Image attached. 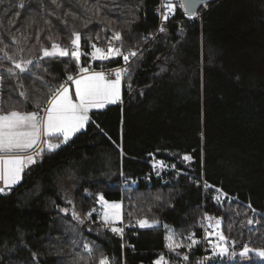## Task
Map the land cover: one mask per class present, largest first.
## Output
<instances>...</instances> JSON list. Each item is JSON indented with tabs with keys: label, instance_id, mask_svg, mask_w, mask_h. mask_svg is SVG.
I'll return each instance as SVG.
<instances>
[{
	"label": "trees",
	"instance_id": "16d2710c",
	"mask_svg": "<svg viewBox=\"0 0 264 264\" xmlns=\"http://www.w3.org/2000/svg\"><path fill=\"white\" fill-rule=\"evenodd\" d=\"M19 2L0 0V37L10 55L20 49L25 59L42 55L37 34L46 47L49 35L70 47L73 29L81 32L84 53L91 43L103 45L113 30L121 32L125 53L137 47L139 52L129 62L132 90L126 76L122 103L94 109L85 130L59 149L45 151L18 184L0 194V264H96L101 256L110 264H146L161 256L195 264L200 248L169 251L164 225L187 245L202 203L238 248L246 241L264 248V0H220L202 6L195 18L177 9L165 32L159 31V0H100L106 7L99 16L86 13L83 0H60L61 8L51 0H24L21 9ZM89 16L93 23L84 28ZM32 20L36 23L29 27ZM108 21L111 29L105 31ZM0 60L10 64L3 53ZM122 62V57L101 62L81 56L82 66L94 69ZM29 67L31 74H19L29 96L22 105L17 78L0 69L4 102H17L21 111L33 110L32 100L48 91L38 76L55 86L77 71L68 57L34 61ZM185 155L192 160L184 161ZM157 161L173 163L174 170L156 176ZM205 181L213 187L202 188ZM214 187L230 199L217 203ZM97 194L122 201L123 238L103 226L96 213L90 220L85 217L97 207ZM73 206L83 223L72 219ZM141 218L159 224L134 226ZM248 219L254 223L247 224ZM254 256L219 264H264Z\"/></svg>",
	"mask_w": 264,
	"mask_h": 264
},
{
	"label": "snow or ice",
	"instance_id": "6c2138e0",
	"mask_svg": "<svg viewBox=\"0 0 264 264\" xmlns=\"http://www.w3.org/2000/svg\"><path fill=\"white\" fill-rule=\"evenodd\" d=\"M51 3L56 8L63 7L60 0H51ZM207 0H161L160 6L157 11L161 15V24L159 27L160 32L166 31V22L175 15L177 9L181 10L185 16L195 18L198 14V6L205 5ZM84 8L86 13H91L93 16H99L106 5L102 4L100 0H96L95 4L89 5L88 0H83L80 5ZM18 8L25 7L24 0H20L17 5ZM140 5H136L138 9ZM162 10V11H161ZM49 12L48 15H53ZM18 15V13H17ZM65 15H72L74 19L78 17L71 12ZM103 21H97L102 23ZM132 22H135L134 19ZM11 23V22H10ZM36 23L32 20L29 24ZM45 23L51 25V20H45ZM93 23L91 17L85 19L83 27L88 28ZM112 21H108L105 31L111 29ZM10 39L13 43L18 42L19 37L11 35ZM28 39V37H24ZM35 39L39 44L38 51L42 53L40 56H35L25 59L20 53L24 50L20 49L18 53L9 54L7 51L8 45L4 44L3 38L0 37V53H3L4 59L10 62L5 65L3 60H0V69L7 72L11 77H16L18 80V88L20 89L18 95L23 98L21 105L27 103L29 100L28 91L25 89L22 80H19V74H31L30 65L44 59H61L68 57L75 61L77 71L75 74H67L64 81L58 85L53 86L48 81L44 80L43 76L37 78L43 81L44 86L48 89L47 93L43 96H36L33 100V110L21 111L17 106V102L13 101L11 104L6 105L3 99V92L0 90V194H6L13 186L18 184L22 179V173L25 169L36 163L42 157L45 151H54L59 149L61 145L67 144L68 141L76 134L86 129V126L92 122L90 113L95 109H104L107 105L122 103L121 88L122 80L128 77V90H132L129 69L131 67L129 61L131 58L136 57L139 48H129L125 53L123 49V38L120 31H112L111 38L107 41L106 48L98 47L96 43H91V53H84L81 51V32L73 29L69 37L70 47L64 46L53 39L51 35L47 37L50 47H46L40 42V35L37 34ZM96 39L99 40L100 36L97 34ZM91 40V37L88 38ZM113 41L120 42V46H115ZM88 55L91 60H109L110 58L122 57L127 67L115 68L109 72L95 71L91 65L85 67L81 64V56ZM3 77H0V81ZM74 85V88H70ZM38 91V90H37ZM11 100V96H9ZM99 128V125H96ZM102 131V130H101ZM184 161H191L190 155L183 156ZM160 167H163V162H158ZM155 167V165H154ZM173 167H175L173 165ZM159 174V173H157ZM205 188H211L206 181L204 182ZM97 203L100 205V222L103 226L107 227L112 233L123 238L124 227L116 226L117 222H123L122 204L119 202H109L105 199L103 194H97ZM222 198L230 199L227 193L221 189H216V195L213 199L217 203L222 202ZM156 199H160L157 197ZM72 204L71 200L67 201ZM255 213L256 209L252 208L251 204L248 205ZM62 212L68 214L69 209H61ZM97 212L96 208L90 209L84 215L87 219H91L93 214ZM72 219L83 223L80 213L75 210V206L71 211ZM204 219L213 220L215 218L209 217L205 214ZM254 223L253 219H248L247 224ZM159 224V221H149L146 218L137 219L134 226L141 229L154 228ZM221 221L215 219L214 230L208 232V237L215 236L216 240L213 242L208 239V243L212 248L214 256H229L235 258L237 253L229 249V237L220 230ZM133 226V225H129ZM169 229L168 225H164ZM176 233L170 229L165 236L166 247L169 251L175 252L176 249L187 247L191 249L199 241L195 239V234L190 233L186 239L190 241L187 245L182 244L176 238ZM75 243V241H73ZM235 243L234 241L232 242ZM84 249L88 252L92 251V246L88 243L83 245ZM249 253H254L261 260H264V248H250L247 244L243 245V250L238 253L240 257H248ZM35 257V254H33ZM208 257L207 259H211ZM83 259V257H80ZM188 260V256H184ZM96 264H110V260L106 256H101ZM155 264H169L167 260L161 256Z\"/></svg>",
	"mask_w": 264,
	"mask_h": 264
},
{
	"label": "built area",
	"instance_id": "2783aa9c",
	"mask_svg": "<svg viewBox=\"0 0 264 264\" xmlns=\"http://www.w3.org/2000/svg\"><path fill=\"white\" fill-rule=\"evenodd\" d=\"M160 4H161V0H159V2H158V7L160 6ZM205 8H207V6H205ZM158 16H159V22L161 23V15H160L159 12H158ZM197 16L200 17L201 14H198ZM118 67L123 68V67H127V65H125V63L123 61L121 64H119L117 66H114V67H111V68H102L101 70H103L105 72H109V71H111V70H113L115 68H118ZM122 83H123V80H122ZM40 159L41 158H39L37 161H40ZM154 168L156 170V176H158V177H162V175L167 173L168 171L174 170L173 163H171V162L165 163L163 167H160L159 164L157 163V164H155ZM178 171L179 172H183L181 170H178ZM157 173H159V174H157ZM129 184L130 185H134V184H136V182L132 181ZM122 185H128V183H124ZM201 185H202V188H205L203 182H202ZM214 189H215V191H214L213 197H214V195H216V189H218V188L214 187ZM222 199H224V198H222ZM205 214L207 216H209V217H212L209 213L206 212V210L204 208V203H202V205H201V217H200V221L198 223V226L196 228L192 229L188 233V235L190 233H194L195 234V239H197L199 241L198 244L194 245V246H198L200 248V255L197 258L195 264H219V263H228V262L233 261L235 259L244 260L245 259L244 257H240L238 255V253L243 250V247L238 250L236 248V245H234L232 243V241L230 243H228V246H229L230 251L234 250L237 253V256L235 258H232V257H229V256L220 257V256H214L213 255L212 248H211V246L208 243V239H211L213 242H215L216 237L215 236L208 237V232L214 230L215 220L214 219L213 220L204 219ZM220 230H221V225H220ZM188 242L190 243L189 240H188ZM245 244H247L249 246V242L248 241H246L243 245H245ZM208 257H212V258L209 260V259H207ZM157 260H158V258L157 259H151L146 264H155V262ZM169 264H178V263L169 262Z\"/></svg>",
	"mask_w": 264,
	"mask_h": 264
},
{
	"label": "rangeland",
	"instance_id": "374dc122",
	"mask_svg": "<svg viewBox=\"0 0 264 264\" xmlns=\"http://www.w3.org/2000/svg\"><path fill=\"white\" fill-rule=\"evenodd\" d=\"M113 43H114V41H113ZM114 45H115V43H114ZM98 47H102V48H106V46H107V41L103 44V45H97ZM116 46V45H115ZM81 51H82V49H81ZM91 51H92V48H91V50L89 51V53H91ZM42 54V53H41ZM89 58H90V56H89ZM111 59V58H110ZM90 60H91V58H90ZM91 61H93V60H91ZM95 61H99V60H95ZM91 68L92 69H94L92 66H91ZM70 88H73L71 85H70ZM158 162H161V161H157L156 162V164L158 163ZM165 163H163V165H164ZM67 193L71 196L72 195V190L71 189H69L68 191H67ZM109 202H119V203H121L122 204V201H109ZM96 209H97V212H96V215H97V217H98V220L100 221V219H99V217H100V213H101V209H100V205L97 203V207H96ZM122 209H123V204H122ZM123 215V214H122ZM215 220V219H214ZM220 220V219H219ZM221 221V220H220ZM116 226H118V227H124V228H126V225H124L123 224V222L122 223H120V222H117V224H116ZM170 229V228H169ZM169 229H166V231H165V236L168 234V231H169ZM171 230V229H170ZM172 231V230H171ZM173 232V231H172ZM176 239H177V237H175ZM235 242L234 243V245H236V248L239 250L240 248H238L237 247V242L235 241V240H233L232 238H229V242L228 243H230V242ZM250 248H252V247H250ZM252 254H254V253H252ZM255 255V254H254ZM256 259H260L259 257H257L256 255L254 256Z\"/></svg>",
	"mask_w": 264,
	"mask_h": 264
},
{
	"label": "crops",
	"instance_id": "0c3cea01",
	"mask_svg": "<svg viewBox=\"0 0 264 264\" xmlns=\"http://www.w3.org/2000/svg\"><path fill=\"white\" fill-rule=\"evenodd\" d=\"M101 61V60H99ZM104 61H107V60H104ZM104 61H101V62H104ZM104 68L103 66H101L99 69H94L95 71H101V69ZM70 85H71V82H69ZM73 88H74V85H71ZM122 88H123V83H122ZM122 88H121V99H122ZM0 186H2V184H0ZM250 255V253L248 254V256ZM246 260H248V257H244Z\"/></svg>",
	"mask_w": 264,
	"mask_h": 264
},
{
	"label": "water",
	"instance_id": "95a60500",
	"mask_svg": "<svg viewBox=\"0 0 264 264\" xmlns=\"http://www.w3.org/2000/svg\"><path fill=\"white\" fill-rule=\"evenodd\" d=\"M218 1H220V0H207V3H206V6L208 5V4H211V3H217ZM205 7V5H199L198 6V11H199V9L201 8V7Z\"/></svg>",
	"mask_w": 264,
	"mask_h": 264
}]
</instances>
